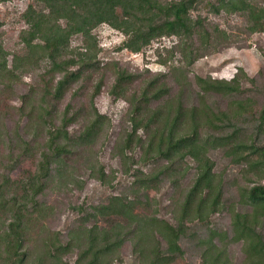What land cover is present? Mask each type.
<instances>
[{
    "label": "trees",
    "instance_id": "trees-1",
    "mask_svg": "<svg viewBox=\"0 0 264 264\" xmlns=\"http://www.w3.org/2000/svg\"><path fill=\"white\" fill-rule=\"evenodd\" d=\"M220 16L240 18L241 32ZM20 20L17 47L0 41V264H119L125 249L128 264H178L189 250L195 257L183 264H264V61L255 76L241 66L228 79L189 75L199 59L264 33V4L31 0ZM102 25L123 35L116 51L144 53L171 39L155 48L162 70L144 77L104 59ZM40 68L16 99L23 77ZM108 72L109 96L126 103L127 121L109 170L95 150L100 139L102 148L111 143L103 139L112 118L95 103ZM8 97L17 105L2 108ZM255 102L254 114L241 111ZM215 154L240 177L217 170ZM90 179L108 192L69 204L72 217L52 228L51 197Z\"/></svg>",
    "mask_w": 264,
    "mask_h": 264
},
{
    "label": "rangeland",
    "instance_id": "rangeland-1",
    "mask_svg": "<svg viewBox=\"0 0 264 264\" xmlns=\"http://www.w3.org/2000/svg\"><path fill=\"white\" fill-rule=\"evenodd\" d=\"M31 0H7L5 3L0 4V41L4 44L7 49L13 50L17 47L18 34L23 27V23L20 20L21 12L26 8L27 4ZM264 4V0H260ZM214 20L219 22L222 26L226 27L228 30H232L236 33L241 32V19L237 16H220L214 17ZM97 38L99 44L102 47V57L104 59H110L117 61L118 65L128 71L143 73L144 77H152L155 73L162 70V67L157 62L156 47L161 45H170L171 39H162L156 41L149 47L144 53H130L128 51H116V48L121 44L123 35L118 31L108 27L107 25H102L96 29ZM250 46H246L244 43H238L230 47L224 48L222 51L203 57L199 59L190 69V77L193 75H208L217 78H230L235 72L237 67L241 66L244 71L249 76H255L261 67H263L264 61V33L254 34L248 38ZM43 70V68L38 69L37 72L31 73L28 76H24L23 80L19 83L17 87V92L13 93L16 98V94H20L27 91L32 85H36L38 81L37 73ZM39 74V73H38ZM259 78L264 81V72L260 73ZM113 80V74L108 72L105 80V85L102 88L101 93L95 99L96 107L99 112L107 113L108 116L112 118V127L108 130L109 136L104 140L106 142L110 137V144L102 148V139L99 140L98 144L95 146L97 151V156L100 161L104 162L109 170V167H117V161L114 158V151L112 149V144L114 143L116 137L125 132L127 128V121L125 116L126 103L124 101H118L113 103L109 96V88ZM90 89L82 92L79 99L84 100L89 94ZM7 98L1 104V107L8 105H17L15 98ZM68 100V97L65 101ZM224 105V104H222ZM225 106V105H224ZM260 108V103H244L241 105V111L245 113L254 114ZM214 158L217 161V170H225L227 173L226 177L232 178L235 174L240 177V169L237 166L230 165L225 159H223L219 154H215ZM29 168H32L28 164ZM118 170V169H117ZM21 171H16L15 177H19ZM119 173V171H118ZM80 179H86V173H79ZM119 176V174H118ZM120 177V176H119ZM167 189V185L161 188V193ZM108 190L99 184V182L94 179L87 180L82 189L77 188V186H72L71 190L58 191L55 193H60L51 197L52 203L57 205L58 214L54 217L49 225L55 229L64 228L69 217H72L68 211V205L73 203H80L82 200L87 199L92 202L100 201ZM151 195L159 197L160 193L152 191ZM164 200V203H167ZM167 213L166 208L162 210ZM188 249H191V247ZM239 248L237 246L233 247L235 255H239ZM195 250H189L186 254V258L178 262V264H183L190 258L195 257ZM129 251L125 249L122 251L123 262L119 264H128L129 262Z\"/></svg>",
    "mask_w": 264,
    "mask_h": 264
}]
</instances>
